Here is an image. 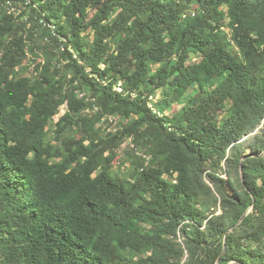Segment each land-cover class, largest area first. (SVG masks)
I'll use <instances>...</instances> for the list:
<instances>
[{
	"label": "trees",
	"instance_id": "trees-1",
	"mask_svg": "<svg viewBox=\"0 0 264 264\" xmlns=\"http://www.w3.org/2000/svg\"><path fill=\"white\" fill-rule=\"evenodd\" d=\"M263 150L264 0H0V264H264Z\"/></svg>",
	"mask_w": 264,
	"mask_h": 264
},
{
	"label": "rangeland",
	"instance_id": "rangeland-1",
	"mask_svg": "<svg viewBox=\"0 0 264 264\" xmlns=\"http://www.w3.org/2000/svg\"><path fill=\"white\" fill-rule=\"evenodd\" d=\"M17 7H15V6H13V7H11V9H16ZM19 11V10H18ZM32 57V55H31V53H29L28 52V55H27V59L25 60V63L29 66V64L31 63V60H30V58ZM38 62L39 61H41V60H37ZM34 66H35V63L33 62L30 66H29V68H28V72H32V70H33V68H34ZM159 95H160V93H159ZM179 107V106H178ZM66 110H67V105L66 104H63V105H61L60 106V108H59V112L54 116V120L56 121L63 113H65L66 112ZM114 121H116L115 119H114ZM114 123V122H113ZM114 129L115 130V125H112L111 127H110V129ZM126 145V143L125 144H123L122 145V148H124V146ZM119 154L121 155V150L119 149ZM250 151H247V153H249ZM127 168H128V163H126V164H118V165H114V170H116V171H126L127 170ZM173 179V178H172Z\"/></svg>",
	"mask_w": 264,
	"mask_h": 264
},
{
	"label": "water",
	"instance_id": "water-1",
	"mask_svg": "<svg viewBox=\"0 0 264 264\" xmlns=\"http://www.w3.org/2000/svg\"><path fill=\"white\" fill-rule=\"evenodd\" d=\"M263 152H264V150H263ZM249 155V153H246L244 156H243V158H242V161H243V159L246 157V156H248ZM242 161H241V163H240V175H241V179L243 180V176H244V174H243V165H242ZM252 208V206L246 211V213L250 210ZM245 213V214H246ZM217 264H219L218 262H217Z\"/></svg>",
	"mask_w": 264,
	"mask_h": 264
}]
</instances>
